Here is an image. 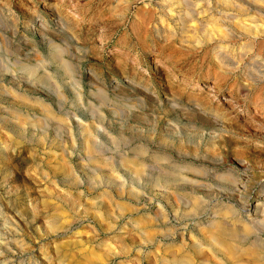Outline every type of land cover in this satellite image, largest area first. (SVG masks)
<instances>
[{"label": "rangeland", "instance_id": "1", "mask_svg": "<svg viewBox=\"0 0 264 264\" xmlns=\"http://www.w3.org/2000/svg\"><path fill=\"white\" fill-rule=\"evenodd\" d=\"M155 158L235 184L157 183ZM262 199L264 0H0V264H226L202 233Z\"/></svg>", "mask_w": 264, "mask_h": 264}, {"label": "bare ground", "instance_id": "2", "mask_svg": "<svg viewBox=\"0 0 264 264\" xmlns=\"http://www.w3.org/2000/svg\"><path fill=\"white\" fill-rule=\"evenodd\" d=\"M134 1V0H133ZM244 1V0H243ZM249 1V0H248ZM251 1V0H250ZM224 3V2H223ZM251 3V2H250ZM260 3V2H259ZM249 4V3H248ZM255 3H253L254 5ZM261 5V4H260ZM229 6V5H228ZM255 8V7H254ZM244 9V8H243ZM256 9V8H255ZM260 18V17H259ZM224 21V20H223ZM213 26V24H212ZM234 27V26H233ZM137 34V33H136ZM220 34V33H219ZM233 34V33H232ZM227 37V36H226ZM58 48V47H57ZM55 46H52V53H51V58L54 61L55 64H57L58 69H60L61 73H63L64 76L67 77H71V75H75L71 69V65L69 66V62H65V60L61 59V54L59 53L60 50H58ZM60 54V55H59ZM63 55V54H62ZM38 65V64H37ZM12 68H17L19 69L23 74H27L30 76H36V80L40 81L43 84H46L47 86L49 85L48 80L49 78H47L49 75L48 73L45 71L43 73H41L38 76L37 73V69L33 68V67H28V66H19L16 63H12ZM73 68V67H72ZM14 72H16L15 70H13ZM40 71V69L38 70ZM12 73V72H11ZM48 75V76H47ZM35 78V77H34ZM51 82V81H50ZM76 85V84H75ZM79 96V95H78ZM101 97V96H100ZM257 98V97H256ZM19 100V99H18ZM101 100H103L101 98ZM26 102V101H25ZM24 104V103H23ZM39 107V106H38ZM44 111V110H43ZM48 111V110H47ZM49 112V111H48ZM48 114V113H47ZM51 116V115H50ZM19 118V117H18ZM52 118V117H51ZM47 119V118H46ZM54 119V118H53ZM62 119V118H61ZM31 120V119H30ZM29 120V121H30ZM23 122V121H22ZM27 122V121H26ZM31 122V121H30ZM33 122V121H32ZM36 122V121H35ZM39 122V121H38ZM43 122V121H42ZM45 122V121H44ZM59 123V122H58ZM23 124V123H22ZM57 124V123H56ZM65 124V123H64ZM17 125V124H16ZM35 125V124H34ZM37 125V124H36ZM41 125V124H40ZM83 125V124H82ZM21 126V125H19ZM23 127V126H22ZM22 127H20L22 129ZM58 127V126H57ZM19 128V127H18ZM19 128V129H20ZM29 128V127H28ZM58 129V128H57ZM63 130V129H62ZM211 134V133H210ZM88 135V134H87ZM90 135V134H89ZM88 137V136H87ZM86 138V137H85ZM88 139V138H87ZM92 139V137H91ZM94 139V138H93ZM89 141V140H88ZM87 141V142H88ZM91 142V141H90ZM96 142V141H94ZM87 145V144H86ZM88 147V146H87ZM86 148V147H85ZM93 149V148H92ZM86 153V152H85ZM90 153V152H89ZM141 153V152H140ZM239 153V152H238ZM242 153V152H241ZM70 154V153H69ZM99 154V153H98ZM102 154V153H100ZM137 155V154H136ZM118 157V156H117ZM137 157V156H136ZM102 158V157H101ZM93 159V158H92ZM110 159V158H109ZM136 160V159H135ZM212 160V159H211ZM65 161V160H64ZM126 161V159H125ZM133 161V160H132ZM153 161H155V163H157L156 165L158 166L159 170L158 171L160 175H156L157 179L156 182L157 183H162L164 185H170V186H176V187H190V189H195L196 187H203L204 188V184H202L199 180L203 181H207L209 179H212V175L214 173V179L216 178V180L218 179L220 182L221 181H225L226 185L228 186H234V182L230 181L233 180L231 175L229 174H215L216 172L213 170L214 168H212L213 171H211L210 169L204 170L203 168H194L193 167V163L187 164L186 166H183L181 168V166H176L175 164H172L169 160H164V159H157L155 158ZM123 162V161H121ZM214 162V161H212ZM96 162H93L92 164H95ZM99 163V162H98ZM122 165V164H121ZM125 162H123V166H125ZM129 165V164H128ZM195 165V164H194ZM68 166V165H67ZM105 166V165H104ZM122 166V167H123ZM131 166V164L129 165ZM129 166L128 169H129ZM217 166V165H216ZM66 167V166H65ZM126 167V166H125ZM133 167V166H132ZM131 167V168H132ZM215 167V166H214ZM148 168V167H147ZM67 169V168H66ZM107 169V168H105ZM127 169V170H128ZM133 169V168H132ZM140 169V168H139ZM146 169V168H144ZM163 169V170H162ZM70 170V169H69ZM125 170V169H124ZM137 170V169H136ZM141 170V169H140ZM139 170V171H140ZM108 171V170H107ZM134 171V169H133ZM143 171V170H142ZM141 171V172H142ZM132 172V171H131ZM130 172V173H131ZM138 172V170H137ZM135 171V174L137 173ZM161 173H164L161 175ZM110 174V173H109ZM140 174V172H139ZM146 174V173H144ZM143 176V173L141 174ZM112 176V174L110 175ZM114 176V175H113ZM140 176V175H139ZM141 176V177H142ZM70 177V176H69ZM135 177V176H134ZM137 177V176H136ZM144 177V176H143ZM96 178V177H95ZM115 178V177H114ZM138 178V177H137ZM149 178V177H148ZM111 180V179H110ZM112 181V180H111ZM118 181V180H117ZM116 183V182H115ZM223 184V183H222ZM206 186V185H205ZM122 187V186H121ZM164 188V187H163ZM134 190V189H133ZM207 191V190H206ZM192 192V191H191ZM138 193V192H137ZM136 194V193H135ZM189 194V193H188ZM79 195V194H78ZM137 197V196H136ZM166 197V196H165ZM226 197V196H225ZM200 199V198H199ZM181 200V199H180ZM185 201V200H184ZM181 202V201H180ZM186 202V201H185ZM205 202V201H204ZM75 203V202H74ZM184 203V202H183ZM185 204V203H184ZM186 204H189L186 202ZM191 205L193 204V208L190 205V208L193 209L194 213L191 214H196L195 212H197L196 210H198V208L200 207V205H198L199 203H197V199H193V201H191L190 203ZM118 207V206H117ZM119 209V207H118ZM191 209L189 210V212H192ZM121 210V209H119ZM118 210V211H119ZM123 211V210H122ZM160 211V210H159ZM227 213V212H225ZM231 213V212H230ZM229 213V214H230ZM244 214H246L247 218L251 220H253L254 222H252L254 224L253 227H255L254 229L259 232V233H263L264 230V199H262L261 201L257 200L254 202V204H251L249 206H247L246 208H244L243 212ZM187 214V213H186ZM185 214V215H186ZM219 214V213H218ZM213 215V221H211V229H210V234L206 233L204 234V232L202 233V237L204 243L206 242L209 245V248L207 250H210V253H212L214 255V259H218V261H222V263H226V264H240L238 262H235L234 260H236L235 258V253L239 250L242 249V246H244L247 242H249L250 238H253L252 242H250V246L253 247V244H255V249L253 250L254 252H252L251 254L253 255L252 257H255L254 259L256 260L253 261L255 262L254 264H264V256H260V250L262 249L264 252V248H262V245L260 242H262L260 234L256 233V232H251L252 226L250 227V222L248 224V221L245 220L243 221L242 219L245 217L243 216L244 214H224L221 215V213L218 215ZM68 215V214H67ZM188 215V214H187ZM193 215H190L189 213V218L192 217ZM218 217H223V218H218ZM245 219V218H244ZM242 223V228L239 227V225ZM252 224V225H253ZM241 226V225H240ZM140 227V226H139ZM203 227V226H202ZM199 229V228H198ZM205 230V228H204ZM169 231V230H168ZM201 229L199 230V235H201ZM198 232V231H197ZM158 235V234H157ZM165 235V234H164ZM146 236V235H145ZM192 236V235H191ZM201 237V238H202ZM193 239V248L194 251L196 253H200V250L202 249L201 247V242L200 240H198L197 238H191V240ZM143 243V242H142ZM203 243V242H202ZM205 243V244H206ZM207 245V246H208ZM239 245V246H237ZM179 246V245H178ZM192 246V245H191ZM246 248L248 250H245V253H247L248 251L251 252L250 248ZM205 249V248H204ZM193 251V252H194ZM202 251V250H201ZM179 252V251H178ZM194 252V253H195ZM244 253V252H243ZM242 254V253H241ZM239 254V255H241ZM237 255V254H236ZM243 256V255H242ZM241 256V257H242ZM186 257V256H185ZM189 257V256H188ZM210 257V256H209ZM216 257V258H215ZM152 258V257H151ZM198 258V257H197ZM213 258V257H212ZM162 259V258H161ZM183 259V258H182ZM234 259V260H233ZM253 259V258H252ZM188 260V259H187ZM191 260V259H190ZM241 260V259H240ZM186 261V258L185 260ZM162 262V261H161ZM182 263V261H180ZM160 263V261H159ZM184 263H188V262H184ZM192 263V262H190ZM247 263V260L246 262ZM250 263V262H249ZM208 264V263H207Z\"/></svg>", "mask_w": 264, "mask_h": 264}]
</instances>
